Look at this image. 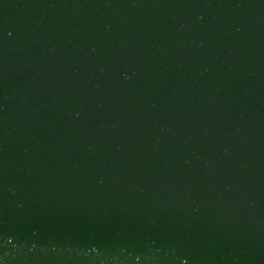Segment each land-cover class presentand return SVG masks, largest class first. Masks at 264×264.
I'll use <instances>...</instances> for the list:
<instances>
[{"label": "water", "instance_id": "1", "mask_svg": "<svg viewBox=\"0 0 264 264\" xmlns=\"http://www.w3.org/2000/svg\"><path fill=\"white\" fill-rule=\"evenodd\" d=\"M0 264H264V0H0Z\"/></svg>", "mask_w": 264, "mask_h": 264}]
</instances>
